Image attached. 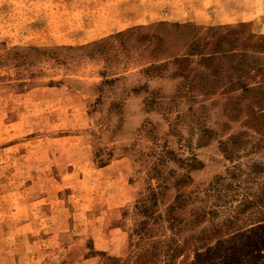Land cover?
I'll return each instance as SVG.
<instances>
[{
    "label": "rangeland",
    "instance_id": "rangeland-1",
    "mask_svg": "<svg viewBox=\"0 0 264 264\" xmlns=\"http://www.w3.org/2000/svg\"><path fill=\"white\" fill-rule=\"evenodd\" d=\"M243 85L264 0H0V264H264Z\"/></svg>",
    "mask_w": 264,
    "mask_h": 264
},
{
    "label": "trees",
    "instance_id": "trees-1",
    "mask_svg": "<svg viewBox=\"0 0 264 264\" xmlns=\"http://www.w3.org/2000/svg\"><path fill=\"white\" fill-rule=\"evenodd\" d=\"M212 56V55H210ZM209 57V56H208ZM210 61V59H208ZM243 90H245L248 93H253L254 95H257L258 98L256 99V104H258V109H253L250 113V120L248 123H251L256 127V130L262 135L259 139V142L253 146V149L248 151L247 153H254V151H261L264 148V92H259L260 88H253L249 87L248 85H243L241 87ZM262 93V94H260ZM238 137L231 138L229 142L222 141V148L226 151V153H229L231 156V159L233 160L231 167L229 168V181H234V179L242 177L245 174L244 180L246 181L247 185H249L250 181H258V179L262 178L264 174V162L262 160L258 161H247L246 163L242 164V162H237L234 157H239L240 155L236 151V145H238L239 142ZM255 151V152H256ZM229 156V157H230ZM215 181H219L217 184L216 189L219 190V196L220 194V185L222 184L221 181H226V177H217ZM264 181V180H263ZM234 184V182L227 183L226 185L228 187H231ZM224 185V184H223ZM222 185V186H223ZM249 195L253 196V199L248 200L249 205L257 206L259 204H263L264 206V183H261V186L257 188V190H254L253 187L248 193ZM259 214H262V217H264V210L260 209Z\"/></svg>",
    "mask_w": 264,
    "mask_h": 264
}]
</instances>
